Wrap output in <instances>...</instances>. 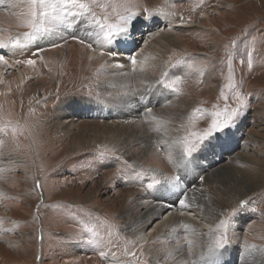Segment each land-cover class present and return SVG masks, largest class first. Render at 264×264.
Segmentation results:
<instances>
[{"label": "rangeland", "instance_id": "374dc122", "mask_svg": "<svg viewBox=\"0 0 264 264\" xmlns=\"http://www.w3.org/2000/svg\"><path fill=\"white\" fill-rule=\"evenodd\" d=\"M82 2L89 10L73 9L83 12L75 19H52L59 13L45 9L51 15L43 19V31L34 41L25 36L32 32L25 24L29 0L0 4V41L18 53L13 58L12 50L0 48L5 61L13 63H0V264H164L161 259L150 261L154 245L129 242L123 219L128 211L138 215L157 202L155 196L164 197L174 186L162 183L149 189L154 180L172 182L178 177L176 183L184 188L179 173L185 166L194 180L192 189L180 193L181 199L197 185L204 189L205 179L214 186V200L249 185L246 195L232 200L218 218L230 220L228 244L212 264L221 259L224 264H242V256L249 264L252 253L264 264V0ZM161 12L178 19L180 26L164 25V19L156 22L153 16ZM132 13L137 18L131 39L107 49L100 24L120 25L121 17ZM202 13L208 19L199 18ZM147 15L151 22H145ZM163 32L175 36L176 43L144 53ZM83 48L102 53L106 61L80 63ZM114 53L142 57L135 65L130 59L126 65L112 66L127 71V92L135 95L144 86L150 88L146 96L157 93L158 101L148 99L151 106L158 104L151 108L159 120L136 99L123 116L121 103L114 102L120 105L117 113L112 109L116 96L103 83ZM28 59L35 63H23ZM146 81L156 82L159 90ZM185 98L191 99L190 107L182 112L179 141L173 145L160 128L170 122L166 112ZM100 109L106 110L105 117L98 114ZM232 111L236 114L227 134H217L219 138L183 162L181 170L185 143L195 142L193 134H203L216 113ZM131 123L140 124L143 139L119 152L115 143L121 144L122 131L105 137L102 127ZM121 198L127 202L122 209ZM233 209L237 212L229 218ZM167 210L152 218L145 233ZM176 229L167 242L179 244L186 253L191 233L183 223ZM180 264L202 263L188 251Z\"/></svg>", "mask_w": 264, "mask_h": 264}, {"label": "bare ground", "instance_id": "6f19581e", "mask_svg": "<svg viewBox=\"0 0 264 264\" xmlns=\"http://www.w3.org/2000/svg\"><path fill=\"white\" fill-rule=\"evenodd\" d=\"M150 8L152 9V8H154V6H151ZM205 10H201V11H205ZM205 13L204 14L202 13L198 17L208 19V14H205ZM213 13L214 12H212V14ZM163 14H164V18L166 20H168V24L166 23L164 25L180 26L176 23L178 21V19H175L174 17H171L170 15L168 16V14H165V13H163ZM196 19H198V18H196ZM133 30H134V27L132 26L131 32ZM175 40H176L175 36H170L168 34H164V32H163L162 34L158 35V37L156 38L155 41H152V43L145 50L144 53L153 52V51L155 52L156 50H159V49L164 50L166 47L174 45L176 43ZM128 43L125 45L129 46ZM80 50L78 52L79 58H77L80 63H82L83 61H86L90 66V64H92V63L101 64V63L106 61L105 58L101 55L102 53L90 52L84 48L80 49ZM102 51H103V49H102ZM81 52H82V54H81ZM16 53L17 52H15V53L11 52L13 58H17ZM114 54H113V56L115 59H111L112 63L109 62L111 64L108 66L109 68H111V72L109 74V77H107L106 81L103 83V88L109 89L111 94H112L111 95L112 97L114 95L116 96L113 98V100H111V103H110V106L112 107V109L115 110L117 113V108L120 106L117 103H121V106L122 105L125 106V108L122 107V109H121L122 113L120 115L123 116V113H128V111L130 109L131 102L134 99H136V97H138L140 102L145 106L144 108L146 111H147V109H152L151 107H149V106H151V102L149 101L148 98L152 99V101H155V100L158 101V98L154 97L157 95V93L155 92L152 95L149 94L146 96V94L149 92L146 91V87H144V86H143L144 90H142V87H139V89L137 90L139 92L136 91L135 95L127 92L128 83H129L128 77L125 76L127 71L124 69L120 70V68L115 69L112 65H114V66L126 65V63L130 59H128L129 57H127V56H122V54H115V55ZM140 57L141 56H138L137 60H139ZM11 60L12 59L8 60V62L6 61L5 63L7 65L13 64ZM79 62H78V64H79ZM5 63H1V66H3ZM83 63H85V62H83ZM109 68H107V69H109ZM113 73H118V74L113 75ZM137 74H138V72H137ZM141 85H144V84H141ZM145 85L146 86L152 85V86H154L153 90H159V88L157 87L158 84L154 81H146ZM148 96H150V97H148ZM186 99L187 98H185L184 100L181 99L179 102L176 103V105L174 106L173 109L166 112V116L169 117L168 122L169 121L170 122L168 123V125L165 128H160V130L162 132L168 133V135H169L168 138L171 139V142L173 145H176L179 141L178 139L180 137V133H181V129H182V123H183L182 112H183L184 108L186 109V108L190 107L189 102L191 101V99H188V100H186ZM114 102H117V103L114 104ZM108 103H109V101H108ZM151 114H152V117H154L155 119H158V120L160 119V115L157 114L153 109L151 111ZM154 121H157V120H154ZM157 122H161V121H157ZM139 123H141V122H139ZM140 128H141L140 124H137V123L136 124L131 123L128 125H123V128H122V125L121 126L116 125L115 129L113 127H110V126L109 127H102L103 135L105 137H107L109 135L121 134L120 131H122L123 135L121 134L119 136V139H122V137H123V139L121 140V144L115 143L116 148H118L119 152H122V153H125V151H126L125 149L127 148L128 143L136 142L140 139H143V138H141V135L139 134ZM143 129H145V128H143ZM94 134L92 135L93 137L98 135L97 133H96L97 135L96 134L94 135ZM92 136H89V138L91 139ZM146 136H148V135H146ZM179 164H180V167L182 170L183 165H185V163L183 164V162L180 161ZM179 164H178V166H179ZM185 169H186L187 176L190 175V172L188 171L186 166L184 167V170ZM230 170H232V169H230ZM219 177L221 178V176H219ZM193 180L194 179H191V180L189 179L188 182H189L190 186H191V182H193ZM204 185H205L204 189L199 188V186L197 185L193 188L192 192H187L186 194L182 193L183 194L182 199H184L185 204L189 205L190 207H187V208L181 207L179 205V203L168 202V200L166 198L163 199L161 197H157L158 196L157 195V196H155V201H157V202H155L154 204L148 205V207L143 211L140 210L138 212V215L133 214L132 212L128 211L125 218L123 219V222L125 223L126 228H127L126 238L128 236V238L130 239L129 242H131L132 244H139L142 246L143 245H150V247L152 245H154L153 246L154 252H153L152 256L149 258L150 261L153 263L156 260L161 259L162 263H164V264H168V263H170V261L171 262L174 261L175 264H180L181 262H183L184 259H187L188 251H190V252H195L197 254L198 261L201 262L202 264H212L213 261H207V260L201 259L203 254L207 251V245L210 242V233H212V231L214 229H216L217 225L219 224V221H218L219 216L224 211L231 208L232 200L234 201L236 199H242L246 195L247 190L249 189L248 188L249 185H245L244 187L240 188L241 190H239V192L237 194H235V192H233V191L227 190L225 193H223L221 195L220 198L218 197V199H216V200L212 199L213 197L210 196V192H212V188L214 186L209 185L206 179L204 181ZM171 188H179V190L181 189V191H179V192H185V191H183L185 187L183 188L180 185H179V187L173 186ZM185 189H187V188H185ZM189 189H192V186ZM168 190H170V189L164 190L161 193L167 192ZM158 194H160V193H158ZM198 199H200V200H198ZM120 201H121L119 204L120 209L125 208L126 204H127L126 200L124 198H121ZM205 201H208V205L204 203ZM140 206H142V205H140ZM165 208H168V210H167V213L164 214L165 216L163 217L162 221L160 223H158L157 225H155L154 227H152L148 232L145 233L146 227L148 226V224L152 220V218L154 216L160 214ZM180 223L185 224L188 227V232L191 233V234H189L190 235V241H191V248L188 251H186V253H185V250L179 246V244H177V243L176 244H169L167 242L168 238L175 236L174 234L177 230L176 228H178V224H180ZM200 229H204L205 232H201ZM161 240H162L161 243H157ZM155 243H157V244H155ZM246 259L247 258H245V256H242L241 263L247 264L244 262V261H246ZM248 261L250 262L249 264H258L259 263V259L255 255V253H252V255H250V257H248Z\"/></svg>", "mask_w": 264, "mask_h": 264}, {"label": "snow or ice", "instance_id": "6c2138e0", "mask_svg": "<svg viewBox=\"0 0 264 264\" xmlns=\"http://www.w3.org/2000/svg\"><path fill=\"white\" fill-rule=\"evenodd\" d=\"M5 0H0V4H4ZM30 11L28 13V19L25 21L26 26L32 29L31 33H25V36L28 37L31 41L36 39V34L43 31L41 23L43 19L47 16H50L51 13L45 11V9H52L53 11L59 13L57 16H53L52 19H63L65 16L75 19L78 16H82L83 12H87L88 6L82 2V0H29ZM73 9H80L81 11H73ZM94 15V14H93ZM137 18L136 13H132L128 16L121 17L122 24L120 25H103L100 24V31L104 33V41L111 45L113 43L119 44L121 42H127L131 39V29ZM99 37V33H97ZM80 39L79 37H74ZM81 43H86V41L80 39ZM15 46V45H14ZM55 46V45H54ZM6 45L3 41H0V48H4ZM89 47H92L89 44ZM131 63L135 65L137 63L136 57H130ZM5 57L0 55V63H5ZM21 61H17L20 63ZM28 65L35 63L34 60L28 59L23 61ZM230 86V85H229ZM223 95V93H221ZM151 113L152 109H147ZM235 111L225 112L224 114L216 113V119L212 121L209 127L203 132V134L197 135L193 134L196 139L193 143H185L182 155V162H188L193 157V154L199 149L205 146L206 143H210L212 139L219 138L217 134H227V130L231 127L233 123ZM203 179V178H201ZM179 178L176 177L172 182L169 181H160L154 180L152 183H149L147 187L153 189L162 183H172L175 187H179L178 181ZM39 187V184H37ZM177 201L181 207H190L185 204V200L177 197ZM239 207L243 209L245 207V201L241 200ZM237 209H233L231 213H228V217H232L236 214ZM223 215V213H222ZM229 219H221L216 229L210 233V242L207 245V251L201 257L202 260L215 261L216 258L221 253V250L225 248L228 244L227 229L229 226ZM254 247V246H252ZM104 255V253H101Z\"/></svg>", "mask_w": 264, "mask_h": 264}]
</instances>
